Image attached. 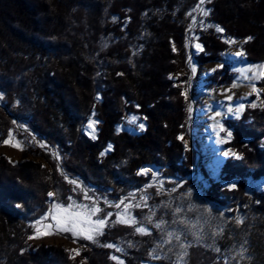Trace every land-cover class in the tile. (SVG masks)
<instances>
[{
  "label": "trees",
  "instance_id": "trees-1",
  "mask_svg": "<svg viewBox=\"0 0 264 264\" xmlns=\"http://www.w3.org/2000/svg\"><path fill=\"white\" fill-rule=\"evenodd\" d=\"M199 4L200 0H0V142L13 131L23 139L19 127L37 135L58 157L42 152L46 166L0 156V264H117L112 256L124 264H173L178 257L167 251V244L157 248L168 238L167 231L153 225L149 235L137 234L130 225L107 226L95 242L80 241L85 249L78 256L55 246L35 248L29 237L50 210L49 192L69 203L73 184L60 166L103 203L104 197L117 202L142 190L150 181L141 172L147 167L178 177L182 185L177 189H183L196 165L208 182L206 198L231 206L233 214L244 213L243 224L250 226L242 235L243 225L236 219L222 225L223 231L211 240L220 249L218 264H264V191L249 187L252 181L264 180V108L247 106L240 118L228 121L233 129L229 144L241 157L226 159L219 178H213L198 151L184 145L192 119L190 99L181 85L191 83L192 32L203 49L193 56L199 67L224 62L204 78L207 89L230 84L236 76L232 61L225 58L230 45L224 36L243 40L246 61L264 63V0H206L207 25L197 23L190 29ZM197 18H203L201 11ZM102 35L113 40L106 49L99 45ZM248 37L253 39L245 42ZM97 53L104 58L99 76ZM181 72L185 75L172 78ZM260 79L264 97V71ZM130 113L144 118L143 131H118ZM92 117L98 121L94 138L84 131ZM32 150L29 147L25 156ZM231 181L235 187L223 185ZM153 190L157 191L155 185ZM109 243L124 251L102 246ZM242 247L247 248L246 256L239 257ZM193 250L186 264H217L210 250L209 259Z\"/></svg>",
  "mask_w": 264,
  "mask_h": 264
},
{
  "label": "rangeland",
  "instance_id": "rangeland-1",
  "mask_svg": "<svg viewBox=\"0 0 264 264\" xmlns=\"http://www.w3.org/2000/svg\"><path fill=\"white\" fill-rule=\"evenodd\" d=\"M206 0H204L203 5H200L205 11L204 8ZM193 15V24L190 26V29H194L197 23H202V26H206L205 15L199 21L197 18V13ZM203 14V13H202ZM223 33V32H220ZM197 35L192 32L188 37V48L191 53L190 60L191 65L190 69V85L183 81L181 85H184V91L187 97L190 99V113H191V127L189 128L188 135L183 136L184 145L186 148H193L198 151V157L200 158L201 164L204 166L205 170L208 171V174L213 178H219L220 169L226 159L230 157L239 158L241 155L235 151V149L230 146V141L233 137V129L230 128L228 121L240 118L246 109L247 106L264 108V97L262 96L263 89L259 85V81L263 76L264 68H261V65H264L263 62H248L245 59V53L242 48L243 40L230 39L224 36V39L233 40L235 43H229L230 47L227 50L225 58L230 59L233 64V71L236 76L232 83L225 84L214 89H207L204 87V78L208 75H212L214 72L213 69L221 67L224 62H208L207 64L199 67L194 59V55L200 53L201 50L197 49L196 45H202L197 40ZM193 39V40H192ZM113 42L112 37L109 35H102L100 40V48L106 49ZM238 51L243 52V56H236ZM98 67L99 71L97 76L101 75L104 71V58L101 56L98 57ZM195 69V71H193ZM248 69H254V71H248ZM178 75H185L184 72H181L176 75H171L174 80L178 79ZM259 78H256V77ZM235 85V87H233ZM253 87L257 91H253ZM231 99H228V97ZM255 105V106H253ZM240 107L242 110L239 114H236V108ZM0 108H3V105L0 103ZM232 108L233 111L229 112L228 109ZM216 112H220V116H215ZM215 116V119L213 117ZM135 117V119H133ZM223 125L224 131H220L218 127H214L217 124ZM93 123L95 125L94 129L89 128L88 125ZM97 119L92 117L84 127V131L87 136L96 137L98 127ZM140 124L144 125V128H140ZM146 123L142 116L138 114L130 113L125 119L124 125L118 126V131L127 130L131 133H139L141 130L145 129ZM21 135L24 136L23 139H20L19 135L15 131L11 132V142L5 144L4 141L0 142V156H5L8 159L18 162V161H37L42 162L44 165L48 166L49 162L43 155V153L49 154L52 158H58L56 150L52 148H46L45 142L39 140L37 135L27 133L26 129H20ZM228 132L231 133V137H228ZM219 133V135H217ZM8 137L6 140H9ZM220 139H225V143H219ZM13 144H19V147L12 146ZM33 148L34 150L28 151L29 154L25 156V151L28 148ZM38 149V150H35ZM111 149V145L106 151ZM225 151H230L231 155H224ZM43 152V153H42ZM196 173H193L188 177L189 184L183 186V189H177L181 186L180 179L178 177L166 176L158 168L147 167L143 170H147V174L150 177V181L145 185L142 190L134 191L129 196L124 197L120 201L112 202L103 198L104 202H100L96 196H92L89 192L88 187L84 185V188L79 184V181H75L72 178L67 177L68 181H75L71 189V194L69 197V203H64L56 192L55 196L51 197V207L50 210L38 221H42L39 227L43 231H47L45 227L48 224H54L55 221L49 215L50 211H54V206L56 204L67 207L69 204H74L77 208H74L73 211L80 210L81 206H86L88 209H91L94 205L101 209V212L97 213L92 217L93 220L106 217L108 220V226L113 224H123V223H113L117 220V214H124V218L128 217L134 218L137 221L136 225H130L135 230L136 227H144L150 233L152 231L151 226H155L161 219L165 220L167 223L163 225L160 230H166L167 232L179 231L182 232L181 240L184 242L191 243V247L188 248V253L190 249L197 250V256L201 259L211 258V254H216V263L218 264L219 252L216 251V247L212 246L211 240L215 241L217 235L223 231L225 225L230 219H236L240 224H242L243 229L240 232L242 235L247 231L250 226L246 227L243 222L246 219L243 217L244 213L233 214L232 207L219 206L216 203L210 201L206 198L205 191L208 188V182L204 176L202 169L199 166H195ZM63 173V169H61ZM142 172V170H141ZM155 172L157 175L155 178L152 177V173ZM174 184L172 187L169 186V182ZM153 185L157 187V191L153 190ZM223 185L228 188L235 187V181L223 182ZM171 187V188H170ZM251 190L264 191V180L252 181L250 183ZM175 189V191H173ZM190 193V195H189ZM102 200V201H103ZM121 201H124V204H121L119 208L114 205L120 204ZM124 205H129L127 210H125ZM139 205V207H136ZM179 207L181 211L177 213L175 210ZM111 214V215H108ZM48 217L45 220V217ZM151 218V221L149 220ZM176 223H173V221ZM181 220H187V224L180 223ZM248 224V223H247ZM36 228L37 222L34 224V233L32 237H36ZM106 228V227H105ZM103 229V231L105 230ZM240 229V228H239ZM136 232V231H135ZM138 234V233H137ZM219 236V235H218ZM245 241V238H242ZM87 240L82 236L74 237L70 232H53V234L47 235L42 234L38 238L29 239L31 245L35 248L40 246H55L60 247L65 250H69L73 256L74 252L72 250H78L79 253L85 249L84 244L80 241ZM97 240V237H96ZM179 243L174 238L172 239L171 244H167V251L171 249L175 253L176 258L173 264H186L188 255L181 258L180 253L182 249L179 248ZM116 247L122 249L118 253H122L124 250L121 245L116 243ZM114 249V248H112ZM212 249H214L212 251ZM115 250V249H114ZM193 250V251H195ZM209 250L211 254H209ZM116 251V250H115ZM193 251H191L193 253ZM239 257L246 256L245 252L247 248L242 247V249L237 250ZM244 251V252H243ZM117 252V251H116ZM243 252V256L240 253ZM236 256V257H238ZM119 257V256H118ZM159 257V256H157ZM156 258V255H155ZM120 259V257H119ZM154 261L143 262L142 264H160Z\"/></svg>",
  "mask_w": 264,
  "mask_h": 264
},
{
  "label": "snow or ice",
  "instance_id": "snow-or-ice-1",
  "mask_svg": "<svg viewBox=\"0 0 264 264\" xmlns=\"http://www.w3.org/2000/svg\"><path fill=\"white\" fill-rule=\"evenodd\" d=\"M204 0H200V4L197 5V9L199 11H201L203 13V15L207 16L208 15V11H205L202 7H200V5H203ZM216 31L217 32H223L224 30L222 28H220L219 26H216ZM253 37H248L246 39L245 42H247L248 40H252ZM226 43H235V41L233 40H227L225 41ZM197 49L199 50H203L202 47L197 44L196 45ZM236 56H243V52L242 51H238L236 53ZM261 68H264V65L260 66ZM193 71H195V69H193ZM213 71H215V69H213ZM248 71H254V69H248ZM256 78H259L258 76ZM233 87H235V85H233ZM253 91H257L255 89V87H253ZM0 99H3V96L0 95ZM228 99H231V97L229 96ZM255 106V105H253ZM191 110V108H189V111ZM242 109L240 107L236 108L235 112L236 114H239V112ZM229 112H232L233 109L229 108L228 109ZM221 113L220 112H216L215 116H220ZM215 116L213 117V119H215ZM135 119V117L133 118ZM89 128H93L95 127V125L93 123H90L88 125ZM214 127H218L220 131H224V127L223 125H220L218 122L216 125H214ZM140 128L143 129L144 125L140 124ZM217 135H219V133H217ZM228 137H231V133L228 132ZM11 142V137L9 140H5L4 143L5 144H9ZM219 143H225L226 140L225 139H220L218 141ZM12 146L14 147H19V144H13ZM233 153H231L230 151H225L224 155H231ZM103 155V153H102ZM142 174H147V170H142ZM156 173L153 172L152 173V177L155 178L156 177ZM72 183H75V181H71ZM173 191H175V189H173ZM48 195L50 197L55 196L56 194L53 192H49ZM190 195V193H189ZM69 199H71V197H69ZM121 204H124V201H121L120 204H116L114 205L115 207L119 208ZM125 210H127V208L129 207V205H124ZM136 207H139V205H136ZM74 208H77L76 205L74 204H69L67 207H63L62 205L56 204L54 206V211H50L49 215L52 217V219L55 221L54 224H48L45 227L47 228V231H43L41 227H39V225H41L42 221H37V228H36V237H32L30 236L29 239H34V238H38L40 235L42 234H53V232H70L72 233V235L74 237L77 236H82L83 238L89 240V241H96V237L101 236L104 234L103 229L105 227L108 226V220L106 217H100L97 218L95 220L92 219L93 216H95L97 213L101 212V209L97 206H93L91 209H88L86 206H81L80 210L78 211H73ZM177 213H179L181 211V209L179 207L176 208L175 210ZM111 215V214H108ZM45 220L48 219V217L46 216L44 218ZM149 220L151 221V218H149ZM123 223V224H130V225H136L137 221L134 218L128 217L127 219L124 218V214L122 213H118L117 214V220L114 221L113 223ZM241 222V221H238ZM167 222L163 219H161L158 223L155 224L156 228H161L163 225H165ZM173 223H176V221L174 220ZM180 223L183 224H187L188 221L187 220H181ZM135 231L137 233H140L142 235H149L150 233L148 232V230L144 227H136ZM167 239L162 240L161 243L157 244V248H162L164 246V244H171L172 243V239L174 238L176 241L180 242L179 243V248L182 249V252L180 253L181 258L185 257L188 255V248L191 247V243L188 242H184L181 240V236L183 235L182 232L179 231H171V232H167ZM105 248H114L117 252L122 251V249L116 247V245L114 244H104L102 245ZM74 252V255H79V251L78 250H72ZM155 252V249L153 250ZM169 251H171V249H169ZM217 252L220 251L219 248L216 249ZM241 256H243V252L240 253ZM112 260L117 261V264H124V262L122 260L119 259V257L117 256H112L110 257ZM158 258V257H157Z\"/></svg>",
  "mask_w": 264,
  "mask_h": 264
},
{
  "label": "water",
  "instance_id": "water-1",
  "mask_svg": "<svg viewBox=\"0 0 264 264\" xmlns=\"http://www.w3.org/2000/svg\"><path fill=\"white\" fill-rule=\"evenodd\" d=\"M60 166V165H59ZM61 167V169H63V167L62 166H60ZM66 177H69V178H71L69 175H66V174H64ZM73 180H75V181H79V184H80V186L82 187V189L84 188V184L82 183V181L80 180V179H78L77 177H73L72 178Z\"/></svg>",
  "mask_w": 264,
  "mask_h": 264
}]
</instances>
